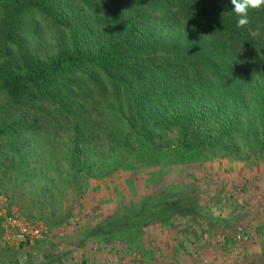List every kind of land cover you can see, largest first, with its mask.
<instances>
[{"label":"trees","instance_id":"1","mask_svg":"<svg viewBox=\"0 0 264 264\" xmlns=\"http://www.w3.org/2000/svg\"><path fill=\"white\" fill-rule=\"evenodd\" d=\"M233 7L0 0V178L56 224L55 178L78 193L180 157L264 164V6L244 28Z\"/></svg>","mask_w":264,"mask_h":264},{"label":"rangeland","instance_id":"2","mask_svg":"<svg viewBox=\"0 0 264 264\" xmlns=\"http://www.w3.org/2000/svg\"><path fill=\"white\" fill-rule=\"evenodd\" d=\"M181 159L160 171L90 177L78 193L55 178L63 200L56 224L0 178L7 213L47 228L43 240L23 246L0 220V244L10 251L0 264H264V164L208 158L190 169Z\"/></svg>","mask_w":264,"mask_h":264},{"label":"built area","instance_id":"3","mask_svg":"<svg viewBox=\"0 0 264 264\" xmlns=\"http://www.w3.org/2000/svg\"><path fill=\"white\" fill-rule=\"evenodd\" d=\"M0 220L8 229L9 234L17 240L20 245H30L46 237L47 228L42 226L39 222L24 218L14 212L7 213L6 200L2 196H0ZM58 231L60 233H66L64 227L59 228Z\"/></svg>","mask_w":264,"mask_h":264},{"label":"clouds","instance_id":"4","mask_svg":"<svg viewBox=\"0 0 264 264\" xmlns=\"http://www.w3.org/2000/svg\"><path fill=\"white\" fill-rule=\"evenodd\" d=\"M233 11L239 17L236 23L238 28H244L250 23L249 11H258L264 6V0H231Z\"/></svg>","mask_w":264,"mask_h":264}]
</instances>
